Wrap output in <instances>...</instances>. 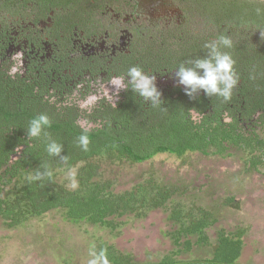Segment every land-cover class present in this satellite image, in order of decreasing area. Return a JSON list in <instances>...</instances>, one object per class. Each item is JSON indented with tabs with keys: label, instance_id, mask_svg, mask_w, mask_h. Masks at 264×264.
Returning <instances> with one entry per match:
<instances>
[{
	"label": "trees",
	"instance_id": "16d2710c",
	"mask_svg": "<svg viewBox=\"0 0 264 264\" xmlns=\"http://www.w3.org/2000/svg\"><path fill=\"white\" fill-rule=\"evenodd\" d=\"M205 7L208 37L187 35L178 57L165 56L159 66H176L187 58L203 56V43L227 32L237 41L232 54L240 74L229 102L202 91L193 99L177 90L162 100L166 109L151 107L135 93L117 106L101 101L80 108L72 103L56 105L47 89L0 74V218L7 228L58 210L71 222L118 234L121 217L143 218L162 209L169 211L168 218L176 224L167 232L176 249L157 264H182L175 257L201 245L211 246V255L189 264H238L244 229L220 228L211 244L206 229L218 221L217 209L208 208L198 194L191 193L195 188L184 178L174 182L151 171L146 176L136 174L129 188L115 189L116 167L166 152L182 162L192 152L233 156L241 160L244 171L264 175V16L255 14L256 2L250 0H209ZM154 61L152 67H156ZM250 74L255 78L250 79ZM41 113L49 117L46 131L63 144L61 154L68 157L67 162L47 154L43 135L27 137L29 121ZM81 121L94 126L85 133ZM82 134L90 141L87 152L77 142ZM45 168L51 178L26 180L27 175ZM69 168L77 169L79 188L75 191L66 187ZM222 204L239 208L234 195L223 198ZM95 250H103L109 264H139L99 238Z\"/></svg>",
	"mask_w": 264,
	"mask_h": 264
},
{
	"label": "flooded vegetation",
	"instance_id": "af4514ba",
	"mask_svg": "<svg viewBox=\"0 0 264 264\" xmlns=\"http://www.w3.org/2000/svg\"><path fill=\"white\" fill-rule=\"evenodd\" d=\"M198 1L196 24L186 0H0V74L47 89L56 105L79 107L97 94L90 107L117 106L134 92H117L113 78L139 65L155 76L162 100L173 97L184 91L175 66L159 64L178 57L187 35L208 37L209 0Z\"/></svg>",
	"mask_w": 264,
	"mask_h": 264
},
{
	"label": "rangeland",
	"instance_id": "374dc122",
	"mask_svg": "<svg viewBox=\"0 0 264 264\" xmlns=\"http://www.w3.org/2000/svg\"><path fill=\"white\" fill-rule=\"evenodd\" d=\"M184 4L191 7V21L198 22L199 15L204 13L202 2L186 0ZM97 97L90 95L79 107L89 108ZM80 125L88 129L94 126L83 121ZM183 159L184 162L166 152L141 163H124L115 168L118 172L115 189H127L136 174L146 176L151 171L174 182L184 178L192 184L190 188H195L191 193L198 194L208 208L217 209L218 221L206 229L210 243H215L220 228L226 231L243 228L238 264H264V175L244 171L241 160L233 156L192 152ZM230 195L239 202L238 209L222 204L223 198ZM168 215V210L156 209L143 218L123 216L119 219L122 224L118 234L97 225L71 222L58 210L32 217L13 228H7L0 218V264H88L89 252L98 238L130 254L139 264H157L162 256L176 249L167 234L176 224ZM195 239L191 237L192 241ZM211 253V246H193L175 258L189 264Z\"/></svg>",
	"mask_w": 264,
	"mask_h": 264
},
{
	"label": "clouds",
	"instance_id": "9594fccd",
	"mask_svg": "<svg viewBox=\"0 0 264 264\" xmlns=\"http://www.w3.org/2000/svg\"><path fill=\"white\" fill-rule=\"evenodd\" d=\"M254 12L257 16H264V0H256ZM237 41L227 32H221L214 38H210L203 43L202 49L205 51L203 56L190 57L175 68V82L183 86L184 93L189 98H196L202 91L207 97L221 98L223 102H229L232 99L233 92L240 82V74L237 71L236 59L232 50L236 47ZM250 79L255 77L250 74ZM155 76L139 65H132L120 76L114 77L112 85L116 91L131 90L139 97L143 98L153 108H162L161 92L155 83ZM50 125L49 117L46 114H39L29 121L27 127V137L29 139L40 138L42 135L46 140L45 151L50 157H59L62 161L67 162L68 157L62 155L63 144L52 139L50 133L46 131ZM90 129L85 128L87 133ZM79 147L87 152L89 150V139L86 134L78 137ZM52 173L47 168L43 171L37 170L34 174H29L25 178L29 182L43 180L45 177L51 178ZM66 180V187L70 191L79 188L77 180V169L69 168ZM88 264H109L103 250L99 253L93 247L90 252Z\"/></svg>",
	"mask_w": 264,
	"mask_h": 264
},
{
	"label": "water",
	"instance_id": "95a60500",
	"mask_svg": "<svg viewBox=\"0 0 264 264\" xmlns=\"http://www.w3.org/2000/svg\"><path fill=\"white\" fill-rule=\"evenodd\" d=\"M250 1H255L256 2V0H250Z\"/></svg>",
	"mask_w": 264,
	"mask_h": 264
}]
</instances>
